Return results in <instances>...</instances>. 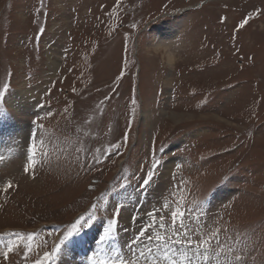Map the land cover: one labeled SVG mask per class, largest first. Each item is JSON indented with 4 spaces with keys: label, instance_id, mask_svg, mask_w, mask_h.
Listing matches in <instances>:
<instances>
[{
    "label": "rangeland",
    "instance_id": "374dc122",
    "mask_svg": "<svg viewBox=\"0 0 264 264\" xmlns=\"http://www.w3.org/2000/svg\"><path fill=\"white\" fill-rule=\"evenodd\" d=\"M18 88L0 264H264V0H0V124Z\"/></svg>",
    "mask_w": 264,
    "mask_h": 264
},
{
    "label": "bare ground",
    "instance_id": "6f19581e",
    "mask_svg": "<svg viewBox=\"0 0 264 264\" xmlns=\"http://www.w3.org/2000/svg\"><path fill=\"white\" fill-rule=\"evenodd\" d=\"M179 29L180 26L175 29H166L162 27L161 31H159L160 33L156 37V46H158L159 48L162 47V49L166 50L165 57L169 65H172L175 59L174 51L177 50L172 48L170 45L173 42V38L177 36L176 34L180 32L181 29ZM46 65L49 70L54 71L57 66V61L48 58ZM30 91L31 90H26L24 88H18L17 90H15L8 102L12 111V119L5 120L3 124H0V174L6 173L7 175L12 171H18L17 169L20 162H22L23 160H26V162L28 161L26 149L23 148L24 143L23 141L20 142L18 137L20 138L23 136V134H25V137L27 138L29 133V129H27V121L30 119V115L32 114V112L35 111H32L34 103L33 101H30ZM16 139H18V141ZM29 155H31L30 152ZM91 233L92 232L89 231L86 232L84 235L89 237ZM83 240V236H77L67 244L66 249L64 250L63 256L61 258V264H83V261L85 264L86 260L84 256L85 249ZM122 242L123 241L119 240L116 241L117 244L114 242V244L112 243V245L119 244L121 250L124 249L122 246Z\"/></svg>",
    "mask_w": 264,
    "mask_h": 264
},
{
    "label": "snow or ice",
    "instance_id": "6c2138e0",
    "mask_svg": "<svg viewBox=\"0 0 264 264\" xmlns=\"http://www.w3.org/2000/svg\"><path fill=\"white\" fill-rule=\"evenodd\" d=\"M247 23H248V21H247V19H245V20L241 21V23H240V25H239L238 27L243 28ZM117 147H118V146H117ZM158 164H159V161L155 162L154 165H153V167H157ZM153 175H154L153 172H151V171L148 172L147 176H146V177L144 178V180H143V186H147V185L151 182ZM172 215H173L174 224H175V218L177 217L178 214H177L176 212H173ZM179 215H180V218H181V220H182V219H183V213H180ZM117 216H118V213H117ZM90 218H92V217H90ZM77 223H79V222H77ZM115 223H116V220H115V219H113L112 221L109 222L108 228L105 230V238L108 237V236H110V235H113V234H114V233H113V226H114ZM72 227H73V229H74L75 231L78 230L76 224H73ZM161 227H163V224H161ZM180 227H181V228H186L187 226H186L185 224H181ZM70 234H71V233H69V235H70ZM140 235H141V236L143 235V231L140 233ZM184 235H185V242H186L189 246H193V240H192L191 236L188 235V232H187V231L184 233ZM102 239H103V238H102ZM156 239H157L158 241H160V246H161L162 248H167L168 245H167V243L165 242V237L157 235V236H156ZM175 242H176V243H181V241H179V240H177V241H175ZM7 255H8V253L5 252V253H4V256L7 257ZM153 264H154V262H153Z\"/></svg>",
    "mask_w": 264,
    "mask_h": 264
}]
</instances>
